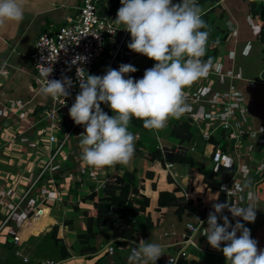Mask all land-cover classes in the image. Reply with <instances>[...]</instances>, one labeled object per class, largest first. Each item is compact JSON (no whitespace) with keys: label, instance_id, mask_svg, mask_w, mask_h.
Masks as SVG:
<instances>
[{"label":"crops","instance_id":"obj_1","mask_svg":"<svg viewBox=\"0 0 264 264\" xmlns=\"http://www.w3.org/2000/svg\"><path fill=\"white\" fill-rule=\"evenodd\" d=\"M78 3L23 0V21L0 25V264H47L48 260L52 264H129L131 250L141 238L162 245L165 254L155 264H174L177 259L182 264H226L223 253L196 232L195 244L184 246L183 255L178 252L186 223L198 226V217L204 221L200 228L204 231L212 204L225 201L256 207L254 222L233 217L224 209L218 223L223 224L220 215L232 225L239 220L250 229L258 250L264 249V0H197L209 31L204 59L213 58L214 69L185 88L189 110L181 117L190 119L189 141L170 139L174 118L159 131L144 128L142 120L135 118L129 125L137 137L132 160L127 165L93 168L81 159L80 133L75 131L50 175L35 178L47 150L44 123L38 117L48 97L34 80L33 40L39 32L56 28ZM154 63L139 53L127 62L143 72ZM215 65L220 66L218 72ZM103 105V111L113 115ZM224 119L228 127L220 126ZM79 127L84 131L83 125ZM175 144L176 152L192 157V164L163 158V149ZM155 149L162 158L151 156ZM214 149L221 151L217 161L211 158ZM223 169L230 175L218 189L204 182L203 173L219 180ZM115 174L122 176L129 196L148 198L139 215L147 216L150 224L135 239L114 237L110 230L87 232L96 229L90 194ZM160 190L188 199V214L177 218L171 208L157 207ZM20 197L18 207L2 223ZM13 234L18 235L17 241L12 240Z\"/></svg>","mask_w":264,"mask_h":264},{"label":"clouds","instance_id":"obj_2","mask_svg":"<svg viewBox=\"0 0 264 264\" xmlns=\"http://www.w3.org/2000/svg\"><path fill=\"white\" fill-rule=\"evenodd\" d=\"M120 4L114 21L129 32L127 47L155 63L139 79L125 78V74L137 71L131 64L121 63L118 69L109 66L103 75L89 74L83 67L76 69L80 92L68 114L75 124L84 127L79 135L81 159L93 168L127 165L135 154L137 139L129 131L131 120H142L148 130L164 129L170 118L179 119L189 110L185 88L214 69L213 58L204 59L209 31L197 0H120ZM24 11L23 0H0V25L23 21ZM86 60L77 55L72 62ZM219 70L215 65V71ZM51 72L52 67L42 74L46 81L42 93L57 100L69 96L71 79L49 80ZM101 103L107 104L113 115L105 113ZM212 209L204 231H200L204 221L198 217L199 225H189V229L204 235L213 249L221 251L226 264H264V249L258 250L249 228L239 220L232 225L223 215L219 216L223 224L218 223V214L224 209L233 217L254 222L256 207L225 201L212 204ZM162 254L161 244L141 238L131 250L129 264H155Z\"/></svg>","mask_w":264,"mask_h":264},{"label":"built area","instance_id":"obj_3","mask_svg":"<svg viewBox=\"0 0 264 264\" xmlns=\"http://www.w3.org/2000/svg\"><path fill=\"white\" fill-rule=\"evenodd\" d=\"M113 0H79L74 13L68 14L63 21L54 29H45L39 32L33 40L32 50L30 53L33 67L34 80L39 89L46 83L42 75L46 70L52 67V72L47 79H61L69 77L72 85L68 91L70 95L60 97L58 100L50 96L46 105L40 110L39 120L43 121L42 132L45 133L46 153L39 162L35 178L42 174L52 172L54 164L59 162L66 154L65 147L69 137L76 133H83V129L75 124L68 114V109L74 103L76 95L80 92L79 80L76 75V69L83 67L87 73L93 74V66L97 63L98 58L103 57L102 72H106L107 67L118 69L121 63L127 64L131 59L132 51L127 47L130 34L123 29V25H116L112 17L107 16V9ZM121 7V5L119 6ZM118 28V29H117ZM119 31L118 39L114 42L113 47L104 55L107 42L114 39L116 32ZM77 55L87 57L86 62H72ZM150 68V67H149ZM148 69V68H147ZM61 117L64 122H61ZM220 126L228 127L229 122L224 119ZM178 145L163 149V153L178 151ZM221 151L214 149L211 158L214 161L219 159ZM28 191L24 192V194ZM5 200V195L3 196ZM20 197L7 211L2 223H5L11 213L18 207ZM194 224L186 223L185 232L181 234V246L178 250L180 255L185 252L182 249L187 245H194L193 236L195 231ZM12 240L17 241L18 235L13 234ZM17 252V251H16ZM25 260V257H22ZM52 264V260L46 261Z\"/></svg>","mask_w":264,"mask_h":264},{"label":"trees","instance_id":"obj_4","mask_svg":"<svg viewBox=\"0 0 264 264\" xmlns=\"http://www.w3.org/2000/svg\"><path fill=\"white\" fill-rule=\"evenodd\" d=\"M120 5V0H113L107 9V16L116 18V13ZM118 36L119 31L116 32L111 42L106 43L104 53H107L113 47ZM129 42L130 37L128 38ZM135 54L137 53L132 51V55ZM143 74V71L137 70L125 74V77L131 76L134 79H139L143 77ZM169 132L179 143L189 141L191 138L190 119L188 117L175 119L170 126ZM151 156L162 158L159 149H155L151 153ZM163 158L170 161L192 164V157L186 152H168L165 153ZM229 175L230 171L227 172L223 169L221 170L219 180H211L207 173H203V180L209 187L218 189L219 184L227 180ZM90 197L93 201V223L96 229L92 231L88 228L87 232L93 233L95 231L110 230L114 237L135 239L137 234L150 224L147 216L142 217L139 215V212L147 205V196L143 194L140 196H129L128 186L126 183H123V178L120 174H115L113 178H107L100 189L91 192ZM188 202V199L184 200L183 197L175 195L173 191L160 190L157 192V207L165 205L167 208H171L177 218L188 214V211L185 209V204ZM54 240L56 241L57 239L54 238ZM64 255V253H61V256ZM174 264H182V261H178L177 259Z\"/></svg>","mask_w":264,"mask_h":264},{"label":"rangeland","instance_id":"obj_5","mask_svg":"<svg viewBox=\"0 0 264 264\" xmlns=\"http://www.w3.org/2000/svg\"><path fill=\"white\" fill-rule=\"evenodd\" d=\"M107 55H108V52L107 53H104L103 56L105 57ZM102 63H103V57L98 58L97 63H95L94 66H93V71H94L93 74L94 75H99L102 72V67H103L102 66ZM101 106L104 107L103 103H101ZM60 121L61 122H64L63 119H62V117H61V120ZM69 138H71V136ZM170 139L172 140L173 143L176 142V139L173 136Z\"/></svg>","mask_w":264,"mask_h":264}]
</instances>
